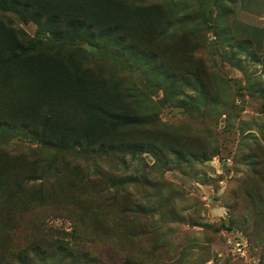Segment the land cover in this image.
Listing matches in <instances>:
<instances>
[{"label": "rangeland", "instance_id": "1", "mask_svg": "<svg viewBox=\"0 0 264 264\" xmlns=\"http://www.w3.org/2000/svg\"><path fill=\"white\" fill-rule=\"evenodd\" d=\"M53 1L125 29L64 42L5 12L0 39L71 55L142 149L1 129L0 264H264V0ZM24 89L0 71V117Z\"/></svg>", "mask_w": 264, "mask_h": 264}, {"label": "trees", "instance_id": "2", "mask_svg": "<svg viewBox=\"0 0 264 264\" xmlns=\"http://www.w3.org/2000/svg\"><path fill=\"white\" fill-rule=\"evenodd\" d=\"M5 12L39 25L55 24V33L64 42L68 40L63 36L96 39L125 29L122 21L101 10L83 13L75 6L64 8L53 0H0V16L6 17ZM125 37L120 34L122 42ZM0 42V71L20 76L25 83V94L19 97L11 114L0 117V130L21 129L28 135L26 139L60 149L88 145L106 152L130 154L142 149L140 143L123 137V132L137 123L135 115L123 109L112 110L92 75L80 68L71 55L53 51L40 42H25L14 30H4ZM73 44L68 43L70 50ZM40 246L33 242L30 248L41 249Z\"/></svg>", "mask_w": 264, "mask_h": 264}]
</instances>
